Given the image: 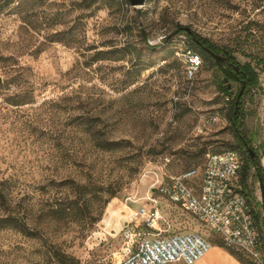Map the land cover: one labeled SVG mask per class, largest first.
<instances>
[{"label":"rangeland","instance_id":"rangeland-1","mask_svg":"<svg viewBox=\"0 0 264 264\" xmlns=\"http://www.w3.org/2000/svg\"><path fill=\"white\" fill-rule=\"evenodd\" d=\"M263 2L146 0L134 8L129 0H0V182L8 181L13 196L0 219L15 214L10 209L20 199L30 207L17 216L25 231L0 227V264H61L56 251L73 264H117L131 211L149 208L147 198L169 176L202 168L207 154L237 150L247 159L230 127L232 98L221 92V72L203 61L190 79L180 54L197 53L189 41L195 33L264 58V28L251 27L257 36L247 45L237 42L249 22L264 25L257 9ZM147 45L172 54L149 67ZM252 66L258 83L243 98L241 130L264 168V66ZM17 95L29 103L14 105ZM80 114L98 117V129L123 142V150L106 155L73 144ZM130 175L104 207L107 191ZM247 185L264 253V203L252 164ZM56 201L72 202L71 214L51 221L40 210ZM159 213L162 230L144 233L218 238L161 198Z\"/></svg>","mask_w":264,"mask_h":264},{"label":"built area","instance_id":"built-area-1","mask_svg":"<svg viewBox=\"0 0 264 264\" xmlns=\"http://www.w3.org/2000/svg\"><path fill=\"white\" fill-rule=\"evenodd\" d=\"M180 57L188 78L192 79L203 64L201 56L186 49ZM243 166L242 154L227 150L207 154L202 168L169 176L147 199L151 203L149 208L143 206L131 213L132 220L124 228V256L117 264H195L214 246L200 233L171 236L144 233L143 228L162 230L160 198L205 225L226 249L245 254L255 264H264L255 219L257 210L242 192Z\"/></svg>","mask_w":264,"mask_h":264},{"label":"trees","instance_id":"trees-1","mask_svg":"<svg viewBox=\"0 0 264 264\" xmlns=\"http://www.w3.org/2000/svg\"><path fill=\"white\" fill-rule=\"evenodd\" d=\"M262 3V2H261ZM260 7L263 8L264 13V2L263 4L257 5V9ZM251 27H257V28H264V25L261 26V24L255 20L248 23L247 30H245L248 34L244 38H240L238 44L247 45L250 38H255L257 36V32L251 29ZM262 38H264V31L262 30ZM144 40H146V37L143 35ZM194 39H197L203 47H200L194 42ZM189 41L190 46L194 48L197 53L201 56L204 63L210 62L214 64L222 75V81L220 85L221 92L226 97H231V109L229 112V122L230 127L232 131L234 132L235 138L238 142L239 148H245L246 149V156L247 159H245L244 155L242 154L244 158V166L241 172V183L243 186V193L246 195L248 200L250 202V196L247 193V179L249 174V164H252L253 168L256 171V175L258 177L260 188H261V194L263 198L264 203V168L263 167H257L258 161L253 159L251 154L249 153V146L250 143L244 136L241 126L242 122L245 118V113L243 111V98L247 91L255 87L258 83V73L254 66H252V63H255L257 67L264 66V58L260 57L259 54H254L253 52H249L247 50H244L240 47L238 48H230L228 46L226 47H220L213 42H211L207 38H203L195 33L189 34ZM147 55L149 57V67L154 66L158 61H166L169 56L172 54V52L165 46H156L151 47L147 45ZM210 51V52H209ZM115 51L111 52H100L97 54L98 58H96V61L103 60V57L99 58L100 55H106L108 53H114ZM106 53V54H105ZM220 55L222 56L225 61H218L216 60L212 54ZM235 53L240 54L243 58L249 59L250 62L241 64L237 57L235 56ZM144 68L143 70H145ZM227 79V82L225 81ZM236 84L238 86V91L235 93L232 91V85ZM229 85L231 86L229 88ZM243 91V92H242ZM242 94L240 95V93ZM25 96L17 95L14 96V105H24L28 104L29 101H26ZM77 125L76 128H80L81 131H78L77 133H80V136H76L72 139L76 140V142H73L75 145L84 144L88 147L89 150L93 152H99L106 155H112L116 154L120 150H123V142H119L114 140L106 131L102 132L99 128L100 126V119L96 116H89L88 114H80L77 115L75 118ZM237 151V150H235ZM123 159V157L121 158ZM125 159V158H124ZM206 159V158H205ZM205 162V161H204ZM204 164V163H203ZM194 169V168H191ZM188 169V170H191ZM186 170V171H188ZM185 172V171H183ZM181 172V173H183ZM131 173V172H130ZM179 173V174H181ZM177 174V175H179ZM131 175L129 176V181L123 183L121 180L116 182V184L111 188V191H107L108 197L104 202V207H106L110 201L113 198L117 197V194L122 190L123 186L125 184H128L130 182ZM10 185H8V181L0 182V207H4V205L10 204V202L13 201V196H11L10 191ZM83 188V187H82ZM72 202H63V201H56L52 202L48 205L47 211H44L45 208H42L40 210V213H44L42 215L49 218L51 221H60L65 219L67 216H69L70 209ZM29 207V205H28ZM28 207L25 203V198L20 199L16 206L14 208H11L10 211H13L15 214H12L10 212V215L6 217L5 219H0V227H3L4 225H8L10 227H15L16 229L20 231H25L27 229V224L25 222H22L19 217H17L20 214L27 215L28 214ZM30 209V207H29ZM32 210V209H31ZM263 211H264V204H263ZM264 213V212H263ZM256 223L258 225L259 223V214L257 212L256 216ZM101 220V215L95 218H91V224L90 226H94ZM264 225V223H263ZM211 240V239H210ZM212 241V240H211ZM214 246L224 247L223 242L216 238L212 241ZM226 249V248H225ZM241 264H247V256L243 253L236 252L233 250L227 249ZM55 257L58 259V261L61 264H73V259L68 258L65 254H61L59 251L54 252ZM245 257V258H244ZM250 260V259H249ZM251 261V260H250ZM252 264H255L253 261H251Z\"/></svg>","mask_w":264,"mask_h":264},{"label":"crops","instance_id":"crops-1","mask_svg":"<svg viewBox=\"0 0 264 264\" xmlns=\"http://www.w3.org/2000/svg\"><path fill=\"white\" fill-rule=\"evenodd\" d=\"M176 264H184L183 262ZM195 264H241L227 249L213 246L211 250Z\"/></svg>","mask_w":264,"mask_h":264},{"label":"water","instance_id":"water-1","mask_svg":"<svg viewBox=\"0 0 264 264\" xmlns=\"http://www.w3.org/2000/svg\"><path fill=\"white\" fill-rule=\"evenodd\" d=\"M129 3H130V5H131L132 7H134V8H139V7H142V6L145 5L146 0H129ZM194 42H195L197 45H199L200 47H203V45H202L197 39H194ZM203 48H205V47H203ZM209 52H210V51H209ZM211 54H212V56H213L216 60H218V61H225V59H224L222 56H220V55H216V54H213V53H211ZM225 81L227 82V79H226ZM0 82H1V79H0ZM230 87H231V86L229 85V88H230ZM242 92H243V91H242ZM242 92L240 93V95L242 94ZM249 153L251 154L252 158L255 159V153L253 152V150L249 149ZM153 192H155V189L153 190Z\"/></svg>","mask_w":264,"mask_h":264},{"label":"bare ground","instance_id":"bare-ground-1","mask_svg":"<svg viewBox=\"0 0 264 264\" xmlns=\"http://www.w3.org/2000/svg\"><path fill=\"white\" fill-rule=\"evenodd\" d=\"M148 198H149V197H148ZM148 198H147V199H148ZM137 202H138V201H137ZM137 202H135V203H137ZM108 212H110V209L108 210ZM131 213H133V210L131 211ZM113 215H114L113 213L110 214L111 217H113ZM111 217H110V218H111Z\"/></svg>","mask_w":264,"mask_h":264}]
</instances>
